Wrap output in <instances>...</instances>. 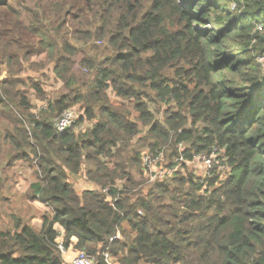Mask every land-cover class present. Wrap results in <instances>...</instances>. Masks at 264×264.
I'll use <instances>...</instances> for the list:
<instances>
[{
  "label": "trees",
  "instance_id": "1",
  "mask_svg": "<svg viewBox=\"0 0 264 264\" xmlns=\"http://www.w3.org/2000/svg\"><path fill=\"white\" fill-rule=\"evenodd\" d=\"M28 1L0 0V10L18 20L0 24L11 28L0 47V64L7 59L12 75L11 55L24 60L48 54L55 73L76 85L72 98L50 105L51 115L28 122L20 107L17 116L11 110L16 82H0V103L11 107H0V119L10 127L4 131L10 161L36 158L41 174L32 189L53 208L52 220H45L40 231L20 222L14 231L0 230V264H66L58 249L57 224L67 248L81 251L90 245L83 251L97 258L115 248L121 251V264H264V68L259 62L264 34L253 31L264 25V0H235V11L225 0H192L179 10L186 44H179L177 32L163 27L161 15L145 9L141 0H30L24 8ZM161 1L169 2L155 0V5ZM74 13L81 19L69 22ZM193 24L212 30L196 34ZM95 41L106 48H97ZM80 55L89 59L78 62ZM186 62L190 77L179 72V64ZM109 89L134 102L137 121L157 134L163 129L153 122L150 105L175 104L165 122L177 141L190 147L175 158L182 162L223 154L218 160L230 169L227 179L191 177L180 183L175 178L180 190L162 182L155 188L160 197L151 192L131 202L134 180L118 191L113 187L118 172L97 162L93 181L108 192L79 196L69 176L81 171L83 161L95 153L123 163L127 141L139 135L137 124L106 106ZM76 105H82L84 115L75 127L101 114L82 142L75 127L59 134L53 121ZM87 175L92 178L93 172ZM9 182L0 180V191L7 186L9 191ZM117 230L127 242L119 240Z\"/></svg>",
  "mask_w": 264,
  "mask_h": 264
},
{
  "label": "rangeland",
  "instance_id": "2",
  "mask_svg": "<svg viewBox=\"0 0 264 264\" xmlns=\"http://www.w3.org/2000/svg\"><path fill=\"white\" fill-rule=\"evenodd\" d=\"M141 1L145 9L150 8L153 14L161 15L164 20L163 27H166L170 33L177 32L175 33V37L177 40L180 39L179 44H186L182 33L183 27H186V23L181 16L182 12H179V10L189 7L192 0H168L167 5L163 1L157 5H155V0ZM225 1L229 2L230 9L232 8L234 11L238 10L239 6L235 0ZM28 4H30V0L28 3H25L24 8L29 7ZM81 16V14L74 13L69 17V22L80 20ZM7 21H11L13 25L18 23V20L10 12H2L0 10V24ZM192 29H194L196 34L212 30L209 25L201 24H193ZM9 32H11V28L7 30L0 25V47H5L3 40L9 36ZM93 44L101 50L106 48L104 42L95 41ZM79 49L83 51L86 48L79 46ZM47 55H36L34 53L30 55V58L24 60L22 56L18 58L16 55H11L8 58L12 59V66H14L15 71V74L12 75H9L6 70L7 59L3 61L5 63L4 65L0 64V82L3 80L16 82L14 93L17 95L15 110L11 109V107H4V103H0L1 108L6 110L9 108L17 116L20 107L21 114H24L29 122L32 119L42 120L46 115H51L52 109L50 105L54 107L59 101L63 100L66 102L65 99L72 98L74 92V89H72L74 87L72 86H75L76 82L74 84L73 82H64L55 73V64L50 61ZM77 59L78 62H81L82 60L89 59V57L80 55ZM179 68H181L179 72L182 73V77H190L192 75L188 62L179 64ZM83 71L87 73L85 70ZM107 97L110 104H106V106H113L128 121L137 124L139 126V135L127 141V151L124 153L123 163L103 155H95V153H93L92 159L83 161L81 171L78 174L69 176V182L73 185L75 192L79 196L86 191H99L102 193L103 189L93 181V179L97 178V162L111 173L118 172L115 176L113 186L118 191L125 189L128 184V179L134 180L132 186H130L131 202H135L138 197H146L151 192L157 194L155 188L157 184L162 182L174 186L176 184L175 178H179L181 180L180 183H183L191 177L199 179L201 182H206L215 175L219 177L218 182H223L227 179L230 169L227 167V164L222 165V162L218 160V156L222 158L223 154L212 156L214 163L213 168L211 166L212 169L209 168L208 160L205 158L206 156L195 157L193 160L184 159L182 162L178 161V157L175 158L176 153L180 155L181 152L183 153L190 148L186 143L177 141L174 132L171 131L165 122V118L169 112L176 108L175 104L167 106L158 101L155 105H150L153 122H157L163 129L162 133L157 134L152 132L151 126L146 127L137 121L138 114L135 111L134 102L120 99L112 91L107 92ZM3 100H5L4 97ZM23 102H25L24 105L22 104ZM141 102H145V99H142ZM6 104H8L7 101ZM70 110L76 111L77 119L84 115L82 105H76ZM56 119L54 118L53 121ZM19 120L23 121L24 119ZM99 122H101V114L98 112V117L94 121L85 119L80 126L75 127L73 125L72 128L75 127L73 131L78 141L82 142L81 137L87 135ZM8 128L10 127L7 123L0 119V149L2 150L0 154V170L6 169L5 175L0 174V180L7 179L10 181L8 184L13 186L9 191H7V187L5 191H0V230L14 231L16 224L20 222L21 225L27 224L40 231L43 228L45 220L49 222L52 220L53 208L48 206L35 193V190L32 189V186L39 182L38 178L41 174L37 168L36 158L32 155L25 161H10V149L4 138V131ZM35 149L38 150L37 148ZM147 159L150 160L148 164H146ZM179 160H181L180 156ZM116 163L124 165V167H119L118 170ZM153 167H155L156 171H153ZM87 170L93 172L92 178L87 175ZM118 175L119 178H117ZM153 176L156 177L154 180L152 179ZM161 176L163 177L162 179ZM133 185H137V187H133ZM174 188L176 190L181 189L180 186H174ZM134 189L135 191H133ZM212 190H209L210 193H212ZM103 191L102 194L108 192V190ZM157 196L160 197L161 195L157 194ZM55 228L61 233L58 241H64V232L61 225L57 224ZM124 230L126 234L132 237V232L126 224L124 225ZM118 238L122 242L128 241L127 237L121 233ZM77 252L79 251L73 246L67 248V254H62L66 259V264H71ZM113 252L111 254L114 259V264H121V251H115L114 248Z\"/></svg>",
  "mask_w": 264,
  "mask_h": 264
},
{
  "label": "built area",
  "instance_id": "3",
  "mask_svg": "<svg viewBox=\"0 0 264 264\" xmlns=\"http://www.w3.org/2000/svg\"><path fill=\"white\" fill-rule=\"evenodd\" d=\"M259 62L264 67V58H260ZM76 119H77L76 111L69 109V110L63 112L61 117L59 119L55 120V122H54V125H55V128H56L57 132L59 134H63L65 131H67L70 128H72V126L76 122ZM207 160H208L209 168H211V166L213 168V166H214L213 159L210 158V159H207ZM149 161L150 160L147 159L146 164H148ZM58 249L60 250L61 254H63V255L67 254V247H66L64 241H59L58 242ZM80 252L81 251H79V252H77L75 254L71 264H74V262H75V264H80L81 261L85 262V264H88V262H93V264H107V261L105 260V254L107 253L109 256L112 257V254L110 252H108V251L104 252L98 258H97V256L90 255V254H88L85 251H83L82 255H79Z\"/></svg>",
  "mask_w": 264,
  "mask_h": 264
},
{
  "label": "clouds",
  "instance_id": "4",
  "mask_svg": "<svg viewBox=\"0 0 264 264\" xmlns=\"http://www.w3.org/2000/svg\"><path fill=\"white\" fill-rule=\"evenodd\" d=\"M253 31H260V32L264 33V25L258 26L256 29H253ZM109 91H111V89H109ZM153 171H156L155 167H153ZM155 178H156L155 176L152 177L153 180ZM162 178L163 177L161 176V179ZM105 191H107V190L105 189ZM133 191H135V189ZM109 199H111V197H109ZM117 235H120L119 230H117ZM73 239L75 240L76 238H73ZM109 239H111V237ZM88 247H90V245H83L79 255H82L83 250L88 248ZM105 260L107 261V264H114V259L111 256H109L107 253L105 254ZM74 264H75V262H74ZM80 264H85V262L81 261ZM88 264H93V262H88Z\"/></svg>",
  "mask_w": 264,
  "mask_h": 264
},
{
  "label": "crops",
  "instance_id": "5",
  "mask_svg": "<svg viewBox=\"0 0 264 264\" xmlns=\"http://www.w3.org/2000/svg\"><path fill=\"white\" fill-rule=\"evenodd\" d=\"M8 188H9V187L7 186V191H8ZM5 189H6V188H5ZM4 191H5V190H4Z\"/></svg>",
  "mask_w": 264,
  "mask_h": 264
}]
</instances>
